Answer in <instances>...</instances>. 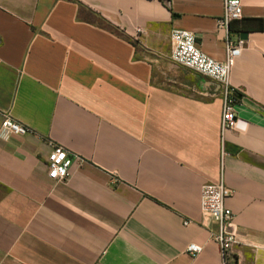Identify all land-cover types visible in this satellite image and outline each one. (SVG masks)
Instances as JSON below:
<instances>
[{
    "label": "crops",
    "instance_id": "0c3cea01",
    "mask_svg": "<svg viewBox=\"0 0 264 264\" xmlns=\"http://www.w3.org/2000/svg\"><path fill=\"white\" fill-rule=\"evenodd\" d=\"M241 4L222 29L224 0H0V124L31 129L0 137V264H223L200 204L221 181L233 260L264 264V0ZM175 30L219 63L242 42L223 157V89L172 61Z\"/></svg>",
    "mask_w": 264,
    "mask_h": 264
},
{
    "label": "built area",
    "instance_id": "2783aa9c",
    "mask_svg": "<svg viewBox=\"0 0 264 264\" xmlns=\"http://www.w3.org/2000/svg\"><path fill=\"white\" fill-rule=\"evenodd\" d=\"M243 9L241 0H224V15L218 21L219 27L228 28L232 21L241 19ZM196 37L189 31L175 30L171 34V58L172 61L188 67L205 77L219 83L223 89L224 106L221 118V156L225 155L223 135L225 132L236 128V103L235 90L231 84V70L236 58L241 55L242 42H228L227 56L224 63H219L204 54L196 44ZM31 129L18 124L9 114L4 116L0 124V137L24 136ZM48 159V177L55 182L64 181L73 165V158L60 145L52 144ZM78 159V158H77ZM79 160V159H78ZM231 190L221 181L216 184H204L202 187L200 204L203 212L209 214L216 226V231L211 234L217 243L223 264H236L232 258V247L237 244V237L228 230V226L234 222L232 211L225 206V199L230 197ZM188 225L189 223H186ZM187 254L195 258L201 252L199 245L192 244L186 250Z\"/></svg>",
    "mask_w": 264,
    "mask_h": 264
},
{
    "label": "water",
    "instance_id": "95a60500",
    "mask_svg": "<svg viewBox=\"0 0 264 264\" xmlns=\"http://www.w3.org/2000/svg\"><path fill=\"white\" fill-rule=\"evenodd\" d=\"M244 37V36H243Z\"/></svg>",
    "mask_w": 264,
    "mask_h": 264
}]
</instances>
